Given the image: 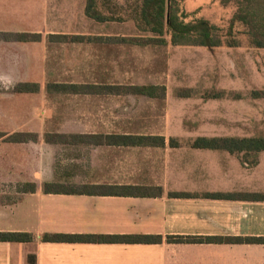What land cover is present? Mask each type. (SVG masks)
I'll list each match as a JSON object with an SVG mask.
<instances>
[{
  "label": "crops",
  "instance_id": "crops-1",
  "mask_svg": "<svg viewBox=\"0 0 264 264\" xmlns=\"http://www.w3.org/2000/svg\"><path fill=\"white\" fill-rule=\"evenodd\" d=\"M109 1V6H102ZM134 0H97L105 16L131 17L128 3ZM87 0H0V84L5 91L14 84L57 81L51 77L53 50L64 45H100L104 41L71 43L53 36L103 37L101 26L87 15ZM97 27L99 28L97 30ZM95 29V31L90 29ZM245 29V28H244ZM246 32V29H245ZM40 35L20 42L18 35ZM111 39L112 37H103ZM115 38V37H114ZM119 38V37H118ZM126 38V37H121ZM116 40V39H114ZM127 44V43H123ZM251 47L258 49L252 45ZM40 91V92H41ZM39 92V93H40ZM39 93H17L37 95ZM59 95V94H55ZM141 97V96H140ZM6 93H0L5 101ZM4 113V109L0 111ZM31 133L37 141L13 143L15 133ZM26 125L8 127L0 121V233H26L31 242L0 241V264H264V243L217 242L171 243L168 237L264 238V152L258 155L195 149L186 155L167 145L172 153L162 158L157 171H134L120 178L76 183L74 173L53 175L44 170L43 159L54 145ZM62 134V133H59ZM66 134V133H64ZM125 134V133H123ZM70 135V134H69ZM238 137V136H231ZM93 146L107 145H60ZM115 148H153L119 147ZM174 149V150H173ZM114 171L95 170L96 178H119ZM48 182L72 185L149 187L150 196L71 195L45 193ZM34 183L35 192H19L17 186ZM188 193L187 198L169 193ZM223 194L227 197H211ZM157 235L161 243H51L45 234Z\"/></svg>",
  "mask_w": 264,
  "mask_h": 264
},
{
  "label": "rangeland",
  "instance_id": "rangeland-1",
  "mask_svg": "<svg viewBox=\"0 0 264 264\" xmlns=\"http://www.w3.org/2000/svg\"><path fill=\"white\" fill-rule=\"evenodd\" d=\"M189 12L198 10L225 34L240 0H184ZM124 22L101 26L107 46L64 45L53 50L50 75L57 83L109 85H164L165 101L132 95H52L45 85L37 95L14 94L16 84L0 100V121L8 127L26 125L39 135L135 133L161 135L180 142L176 153H194L189 142L197 137L264 135V50L250 45L242 25H236L238 47L209 50L204 47L135 46L118 42V37H145L126 17ZM99 28L97 27V30ZM95 31V29H90ZM96 30V31H97ZM95 31V35L97 32ZM115 37V38H114ZM191 90L181 97L179 91ZM225 92L219 99L207 94ZM174 150V149H173ZM43 159L44 170L53 175L74 173L76 183L125 180L120 176L138 170L161 168L171 148H115L54 145ZM117 171L119 178L93 177L95 170Z\"/></svg>",
  "mask_w": 264,
  "mask_h": 264
},
{
  "label": "trees",
  "instance_id": "trees-1",
  "mask_svg": "<svg viewBox=\"0 0 264 264\" xmlns=\"http://www.w3.org/2000/svg\"><path fill=\"white\" fill-rule=\"evenodd\" d=\"M238 10L233 15L228 29L222 34L216 25L203 17L198 16V10L189 12L184 0H134L128 3L131 9V17L136 28L145 37L117 38L120 43L135 46H167L170 43L177 47H204L209 50L226 46L238 47L235 36L236 25H242L246 29L252 46L264 49V0H240ZM112 4L103 1L102 6ZM97 0H87V15L98 22L127 20L124 17L105 16L98 10ZM71 43H88L112 39L103 37H91L81 35L53 36ZM40 35L21 34L17 40L30 42L40 40ZM49 95H132L147 97L159 102L165 101L167 89L164 85H109V84H73L49 82L46 86ZM41 86L38 83H21L15 87L17 93H39ZM181 97L191 96V90H182L178 93ZM225 96V92L207 94L205 99H219ZM253 96L261 98L263 93L255 91ZM4 135L0 134V138ZM39 136L31 133H15L6 138L13 143H25L37 141ZM45 140L50 144L59 145H107L119 147H153L164 148L167 145L166 138L161 135H144L135 133L125 134H59L48 133ZM171 148L180 147V142L171 138L168 142ZM189 146L195 149H209L226 151L231 154L258 155L264 152V135L250 137L201 136L192 139ZM34 183H25L17 186L19 192H35ZM45 193L71 194V195H109V196H150V188L143 186H110V185H72L60 182L45 183ZM170 197L187 198L193 196L188 193H169ZM211 197H227L223 194H211ZM253 200H264V195L257 194L246 196ZM33 236L26 233H0V241L3 242H31ZM44 242L51 243H125V244H151L161 243L162 236L157 235H103V234H45ZM171 243H217V242H247L264 243V238H217V237H168ZM29 264H35L34 257H29Z\"/></svg>",
  "mask_w": 264,
  "mask_h": 264
}]
</instances>
